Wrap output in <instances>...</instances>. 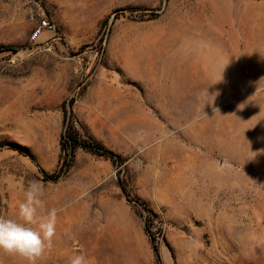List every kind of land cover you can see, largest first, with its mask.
<instances>
[{"label":"rangeland","instance_id":"1","mask_svg":"<svg viewBox=\"0 0 264 264\" xmlns=\"http://www.w3.org/2000/svg\"><path fill=\"white\" fill-rule=\"evenodd\" d=\"M69 123L116 163L55 180ZM31 179L59 210L39 264H264V0H0V215Z\"/></svg>","mask_w":264,"mask_h":264},{"label":"clouds","instance_id":"2","mask_svg":"<svg viewBox=\"0 0 264 264\" xmlns=\"http://www.w3.org/2000/svg\"><path fill=\"white\" fill-rule=\"evenodd\" d=\"M20 188L23 199L17 204L15 217L0 215V253L19 257L24 264H39L57 237L59 210L46 208L47 189L39 179L28 180ZM68 264H91V261L84 253H78L69 258Z\"/></svg>","mask_w":264,"mask_h":264},{"label":"trees","instance_id":"3","mask_svg":"<svg viewBox=\"0 0 264 264\" xmlns=\"http://www.w3.org/2000/svg\"><path fill=\"white\" fill-rule=\"evenodd\" d=\"M21 50L20 47H6L2 48V52H13V53H18ZM64 113H65V123H67L66 117H67V106L65 104L64 106ZM75 126L73 123H69L67 125V130L70 131V134L66 136V146L62 145V153H63V159H62V164L60 166L59 171L57 174L54 176L55 180L60 179L61 177L65 176L70 168L72 167L75 157H76V151L77 149L81 148L84 151H88L93 155H97L100 157H106L108 159H111L113 163H116L115 158H114V153L103 148L102 146L90 142L88 140H83L80 136V134L75 130ZM123 193L125 196L128 197V192L125 187L122 188ZM157 251V249H156Z\"/></svg>","mask_w":264,"mask_h":264},{"label":"crops","instance_id":"4","mask_svg":"<svg viewBox=\"0 0 264 264\" xmlns=\"http://www.w3.org/2000/svg\"><path fill=\"white\" fill-rule=\"evenodd\" d=\"M259 48H260V46H259ZM258 48V49H259ZM166 52H165V55L163 54V56H162V58H161V62H158V65H168L169 63L170 64H173V66H172V68H171V66H168L166 69H167V71H171V72H173V74H178L180 71H182L183 72V68H184V59H182V58H178V57H175V58H173V59H170V60H167L166 61V63H165V60H166ZM244 64V67L245 68H243V71L244 72H246V61L243 63ZM161 68V70L162 69H164L165 67H160ZM186 79V78H185ZM246 79V78H245ZM194 80H197V77L194 79ZM96 98H98L99 100H100V95L97 93L96 94V96H95V99ZM154 98H155V100L158 102V103H162L161 101H160V95H158V94H156V95H154ZM113 99H115L114 100V102H116L117 100H116V98L114 97ZM118 102H120V98H118ZM116 105V104H115ZM94 108H90V110H93ZM100 109H97V111H99ZM111 110H114V109H111ZM117 111H120V109H118L117 108Z\"/></svg>","mask_w":264,"mask_h":264},{"label":"built area","instance_id":"5","mask_svg":"<svg viewBox=\"0 0 264 264\" xmlns=\"http://www.w3.org/2000/svg\"><path fill=\"white\" fill-rule=\"evenodd\" d=\"M54 28L55 27L48 20H41L39 26L37 27V29L34 31L32 35V40L36 41L37 39L41 37V35L45 31H52L54 30Z\"/></svg>","mask_w":264,"mask_h":264},{"label":"bare ground","instance_id":"6","mask_svg":"<svg viewBox=\"0 0 264 264\" xmlns=\"http://www.w3.org/2000/svg\"><path fill=\"white\" fill-rule=\"evenodd\" d=\"M56 205H57V204H56ZM53 206H55V204H54Z\"/></svg>","mask_w":264,"mask_h":264}]
</instances>
